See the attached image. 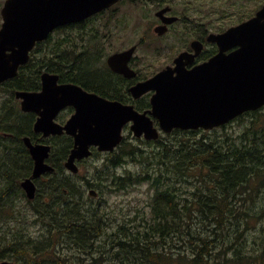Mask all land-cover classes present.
<instances>
[{"label":"trees","instance_id":"16d2710c","mask_svg":"<svg viewBox=\"0 0 264 264\" xmlns=\"http://www.w3.org/2000/svg\"><path fill=\"white\" fill-rule=\"evenodd\" d=\"M78 31V35L61 34L53 43L51 36L45 46L38 45L43 55L31 63L36 69L22 67L7 86L17 87L24 75L38 79L45 68L62 79L101 82L98 58L88 53L87 45L79 44L86 32ZM78 48L84 52L78 53ZM233 122L243 132L223 139L218 131ZM168 135L165 140L138 139L154 147L145 149L124 138L109 152L108 169H112L107 180L118 189L143 182L153 188L147 210L138 209L133 219L119 222L115 231L106 233L102 198L93 204L95 198L90 196L92 200L85 203V189L80 186L82 191H76L77 182L71 177L69 182L59 170L63 168L61 158L53 165L58 169L54 178L38 192L37 198L51 194L60 199L52 202L55 205L40 201L42 207L35 208L34 216L43 229L36 237L27 229L16 230L6 240L0 232V244L8 250L0 258L13 257L18 264H264V106L214 129L175 128ZM128 159L140 163L141 171L115 173L113 167ZM31 168L32 158L21 139L6 145L5 156L0 158V199L15 189L25 197L17 180L30 174ZM76 176L81 177V172L72 174ZM90 183L101 195L100 184ZM255 183L262 184L258 197L254 196ZM5 202L0 205V220L17 213ZM80 253L86 254V262L82 255L78 257Z\"/></svg>","mask_w":264,"mask_h":264},{"label":"water","instance_id":"95a60500","mask_svg":"<svg viewBox=\"0 0 264 264\" xmlns=\"http://www.w3.org/2000/svg\"><path fill=\"white\" fill-rule=\"evenodd\" d=\"M83 9L84 0H7L1 11L0 83L18 74L20 64L27 62L37 41L47 39L58 26L89 14ZM210 40L220 49L210 60L188 70L185 66L194 55L183 52L175 59L174 67L168 66L130 88L134 98L155 91L151 113L158 118L160 129L146 111L140 112L134 104L108 100L78 84L59 85V75L55 73L42 74L41 92H18L17 96L25 99V110L43 107L35 125L37 131L45 136L66 132L74 137L65 167L78 173L77 160L89 157L92 146L99 151L115 150L123 140L124 126L130 122V130L136 137L151 140L159 138V130L213 129L264 106V5L253 17L226 32L212 34ZM134 51L133 47L112 54L109 66L116 72L134 76L135 71L128 66ZM82 100H87L84 105L87 119L76 103ZM68 105H73L76 112L64 125L55 122L57 112ZM24 140L34 159L33 177L53 171L54 167L46 162L51 146L33 144L29 138ZM21 185L33 199L34 180L27 178ZM89 193L92 197L98 194L95 189ZM0 264L18 263L4 260Z\"/></svg>","mask_w":264,"mask_h":264},{"label":"flooded vegetation","instance_id":"af4514ba","mask_svg":"<svg viewBox=\"0 0 264 264\" xmlns=\"http://www.w3.org/2000/svg\"><path fill=\"white\" fill-rule=\"evenodd\" d=\"M7 0H2L0 3V14L2 11V8ZM215 0H84V13H89L88 15L84 16L81 20L70 22L64 25L58 26L54 31L51 32L49 37L45 40L36 42L35 46L32 48V50L29 53V59L27 62L20 64L18 68V74L21 71V68L24 67L26 70L36 69L34 65L31 63L34 62L37 59V48L38 45L42 43L43 46L46 45V42H49L50 37H54V33L61 31V27H65L64 30L68 33L72 30H79L83 29L85 34V39L80 41L79 44L82 46H99V45H91V43L98 42L97 40H90L93 36L98 37L99 34L103 31V18L105 15L112 16L113 18L117 17L119 14V11H127L131 12L133 14H139L146 17V20L150 24L148 26V29L152 31L151 37H154L155 39L162 38L170 33H175L179 36V31L176 27H180L183 25L184 30L187 31L188 34H192L191 39L188 41V45L180 50L177 54H175L168 64L165 66L159 68L155 73L149 75H143L140 71L136 70L134 66L136 67L137 59L136 54L140 46L142 45L143 52L147 53L148 49H153V45L155 42L147 41L146 36L141 37L138 41V43H134L131 46L125 48H118L116 52L114 53H121L125 52L131 48H135V51L132 55V57L128 61V66L135 71L134 76H126L125 74L119 73L114 71L108 64V58L106 60H102V66L103 68H99L98 74L101 75L103 80L99 83H93L89 81L85 82H76L73 81L71 78L69 79H62L59 73L49 71L48 69H42L41 73H39V78L35 80H31V78L27 75L20 76V85L14 88H9L7 86V82L15 77L18 76V74L14 77L8 78L5 81L0 83V88H4L6 92L10 94V97L3 100L2 104V115L0 118V129L4 136H7L10 138V140H20L25 145V138H29L33 144H46L51 146L50 155L46 159V162L49 163L51 166L56 164V160L64 159L63 165L65 167V162L68 159L73 147H74V137L67 134L66 132H63L62 134H50L48 136H45L43 132H39L35 129V125L40 118L41 111H43V107L38 108L37 110H25L23 107V102L25 99L20 96H17L18 92H26V93H39L43 89V81H42V74L45 72L55 73L59 75L58 78V84H78L82 86L86 91L88 92H95L99 94L100 96L113 101H120L124 104H134L135 108L139 110L140 112H147L151 119L154 122V126L159 129L160 122L158 118L152 115V95L155 93V91L151 90L145 94H143L139 98H134L130 88L135 86L137 83L144 81L161 70L165 69L168 66H175V59L183 52L188 53L190 55H194V58L191 63L186 64V69L190 70L194 68L195 66L204 63L208 60H210L214 55H216L220 49L216 42H213L210 40V36L212 34H219L226 32L228 29H230L233 26H237L240 23L248 20L252 16H254L258 10H260L264 5V0H255V2L260 3L259 7L256 9L255 13H253L251 16L245 15L244 13L247 11H243V17H239L240 20H235L232 24L229 25L228 23H223L220 25V29L214 30L210 29V26L208 23L213 22L211 17L215 14H222L227 15L229 11V7L231 2H236L237 0H216L219 1L217 3L218 7L209 6V8L205 11L204 16H202L201 13L197 12L201 9H203L207 4L213 5V2ZM223 1L224 4L220 5V2ZM239 1V9L241 8V4L243 0ZM247 2L249 0H246ZM252 3L248 4L249 6ZM234 10L235 13L238 14V8L236 7V4H234ZM255 10V9H254ZM249 16L248 18H246ZM1 23L0 28L3 24V17L1 15ZM246 18V19H245ZM231 22V21H230ZM228 24V25H226ZM110 30H108L109 34ZM154 33V35H152ZM103 39H109V35L106 37H102L101 43ZM163 41V40H162ZM45 43V44H44ZM51 43H53V39L51 40ZM128 46V45H127ZM165 45L158 46L156 48H164ZM81 47V46H80ZM124 48V49H123ZM232 50V49H231ZM229 50V51H231ZM228 51V52H229ZM84 52L83 49L81 51ZM113 53V54H114ZM42 57V56H40ZM70 66V64L68 65ZM23 68V70H24ZM66 68V67H65ZM70 69V68H68ZM66 70L70 72V70ZM111 71V72H110ZM35 72L38 71L36 70ZM103 74H107L106 78L103 77ZM93 86H96V88H93ZM76 112V109L73 105L65 106L64 108L60 109L57 114L54 117V121L64 125L68 122V120L72 117V115ZM14 120V122H9ZM132 122L125 125L123 129L124 137L126 138V132H129L130 126ZM4 127V128H2ZM174 131V130H173ZM164 133L160 130V138L163 137V133L168 134L173 133ZM128 135H132V132L130 131ZM144 137H140V140H143ZM55 145L62 146L63 147V154L62 156L56 158L51 157V153L53 151V147ZM27 147V146H26ZM97 149V147H92V151ZM29 149L27 148V151ZM30 153V151H28ZM108 153V152H107ZM92 155H95L92 153ZM31 156V155H30ZM32 158V157H31ZM87 159V158H86ZM85 159L77 160V163H82ZM34 160L32 158V170L31 173L26 175L25 179L32 178L36 185V195L32 199V201H38L39 198L38 192L40 190V183L49 181L50 179H53L54 177L52 174L56 172L58 169L54 167L53 171H47L42 174L39 178L33 177V170H34ZM80 168V166H79ZM62 170V169H59ZM65 171H69L66 167L64 169ZM63 170V171H64ZM81 171V170H80ZM61 173V172H59ZM63 173V172H62ZM58 176V174H56ZM60 177V176H59ZM58 177V178H59ZM60 179V178H59ZM22 180V181H23ZM93 183L89 184V190L95 189L97 193L99 194L97 188H95ZM97 194V196H98ZM96 198V197H95Z\"/></svg>","mask_w":264,"mask_h":264},{"label":"rangeland","instance_id":"374dc122","mask_svg":"<svg viewBox=\"0 0 264 264\" xmlns=\"http://www.w3.org/2000/svg\"><path fill=\"white\" fill-rule=\"evenodd\" d=\"M2 0H0V3ZM252 3L250 6L248 4ZM217 3L219 1H214L213 5L207 4L203 9L197 11L202 14L203 17L205 11L209 8V6L218 7ZM223 5L224 2L221 1L220 5ZM234 4H236V7L238 8V14L235 13L234 10ZM260 3L255 2V0H249L248 2L246 0H243L241 4V8L239 9V1L231 2L229 11L227 15L222 14H215L211 17L213 22L208 23L210 26V29L218 30L220 29V25L223 23H228L229 25L235 22V20H240L239 17H243L242 14L243 11H247L244 14L250 16L255 13L256 9L259 7ZM125 9V8H124ZM123 9V10H124ZM255 9V10H254ZM119 11V14L117 17L113 18L112 16L105 15L103 18V31L99 34L98 37H92L90 40H97L98 42L91 43V45H99V46H87L88 53H92L94 57H97V67L103 68L102 66V60H106L110 55H112L114 52L117 51L118 48H122L125 46V48L131 46L134 43H138L139 39L141 37L146 36L147 41L155 42V44L152 46L153 49H148V52L145 53L142 50V45L137 51L136 58L137 63L136 67L134 68L141 72L143 75H151L155 73L159 68L165 66L169 62H171L173 56L180 52V50L184 49L188 45V41L191 39L192 34H188L186 30H184L183 25L176 27L179 31V36L175 33H170L162 38L155 39L154 37H151L152 31L148 29V26L150 25L148 21L146 20V17L139 14H133L131 12L127 11ZM247 16L246 18H248ZM245 18V19H246ZM1 14H0V23H1ZM231 21V22H230ZM228 25V24H226ZM108 30H110L108 34ZM72 35H78L79 31L76 32V30L70 31ZM63 34L65 36L66 31H63L61 33H54L53 41H56L57 38ZM109 35V39H103L101 43L102 37H106ZM154 35V33L152 34ZM163 40V41H162ZM128 45V46H127ZM165 45L164 48H156L158 46ZM124 49V48H123ZM78 53L82 51V49H77ZM35 55L42 56L43 53L38 52ZM103 60V61H104ZM10 97V94L4 90V88H0V118L2 115V104L3 100ZM2 119V118H1ZM14 122V120L8 121ZM4 128V127H2ZM243 128L240 126L238 122H233L232 124L228 125L226 129H220L218 131V134L222 136V138H226V136H236L239 133L243 132ZM130 132V130H129ZM129 132H126V140L128 143H131L133 145H138L142 148H150L152 147V144H146L141 141H139L135 135H128ZM205 135H209L205 132H203ZM201 136V133H198L199 137ZM167 139V134L163 133L162 140ZM208 140V139H207ZM15 140H10L9 137L4 136L1 129H0V158H3L5 156V146L6 145H12ZM154 148V147H152ZM63 154V147L55 145L53 147V151L51 153L52 158H58L62 156ZM112 154L107 152H100L98 151L97 155H92L91 157L85 159L82 161V163H79L80 166V172L81 177H72L71 171H65V167L63 165V168H61L64 177L68 179L70 182V177L73 181L76 183V191L79 189L82 191V188L85 189V192H83L84 195V202H90L92 199H90V195L88 194V181H94L96 185L100 184V189L102 188L103 192L102 194H98V196L95 198L94 201L91 203L97 204V202L102 198V204L101 208L103 207V214L105 213V221L107 224L103 225V228L106 229V233H112L115 231V227L119 222L126 221L133 219L135 217L136 212L138 209H146L147 205L152 197L153 188L150 187L149 182H143L140 184H132L130 186H127L122 189H118L111 180H107L106 175L108 173H111V169H108L109 166V160L111 159ZM21 163V161H20ZM64 170V171H63ZM113 170L115 173L120 175H128V174H137L141 171V164L137 163L131 159H128L124 165L113 167ZM200 175L199 170H194V174ZM207 171H205V174ZM60 176V175H59ZM58 176V177H59ZM25 178V176L19 178L17 182L19 185L21 184V181ZM60 178V177H59ZM61 179V178H60ZM46 182H41V192L44 191ZM264 182V181H263ZM262 183V182H261ZM261 183H255V193L254 196L258 197L259 194H261L262 190V184ZM80 186L82 188H80ZM0 187H1V180H0ZM79 188V189H77ZM202 188V187H201ZM59 191V190H58ZM98 188V192H99ZM8 194L3 198L0 199V205L4 204L2 201H6L5 203H9L11 206H13L17 213H9L10 216L4 217L0 220V232H2L4 236V240L8 238L12 233H14L16 230L23 232V229H27L31 236L36 237L39 230H42L41 224L36 220L34 216V210L35 208L42 207V204L44 202L40 201H48V203H51V205H55L56 202H59L60 199L56 196H52L51 194L44 195L43 197H40L38 201H32L28 200V198L23 196L17 189L13 190L12 192H7ZM0 194V198H1ZM43 198V199H42ZM42 199V200H41ZM55 202V203H52ZM104 206H106V210L104 209ZM1 210V208H0ZM4 211V210H3ZM141 213H143L140 210ZM7 213V212H6ZM101 220L103 221L104 218L102 217ZM263 239V237H261ZM263 249V248H262ZM8 250H3V244H0V255H5ZM73 253H78L73 252ZM82 255L84 258V261H87L86 254L80 253L78 254ZM77 257V258H78ZM12 259H7L8 261H14L16 260L11 257ZM99 259L102 258V256L99 255ZM6 259H1L0 261H3Z\"/></svg>","mask_w":264,"mask_h":264},{"label":"snow or ice","instance_id":"6c2138e0","mask_svg":"<svg viewBox=\"0 0 264 264\" xmlns=\"http://www.w3.org/2000/svg\"><path fill=\"white\" fill-rule=\"evenodd\" d=\"M68 102H69V103H72L73 101H68ZM76 103H77V106H78V107H81V109H82V114L85 115V118L87 119V113L84 112V105L87 104V100L78 101V102H76Z\"/></svg>","mask_w":264,"mask_h":264},{"label":"bare ground","instance_id":"6f19581e","mask_svg":"<svg viewBox=\"0 0 264 264\" xmlns=\"http://www.w3.org/2000/svg\"><path fill=\"white\" fill-rule=\"evenodd\" d=\"M80 256V255H79Z\"/></svg>","mask_w":264,"mask_h":264}]
</instances>
